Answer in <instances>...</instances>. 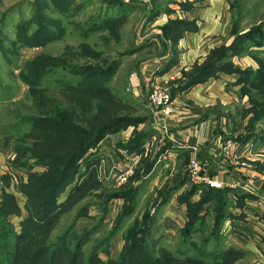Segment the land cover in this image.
<instances>
[{
	"label": "rangeland",
	"instance_id": "obj_1",
	"mask_svg": "<svg viewBox=\"0 0 264 264\" xmlns=\"http://www.w3.org/2000/svg\"><path fill=\"white\" fill-rule=\"evenodd\" d=\"M216 3L212 0H0V161L4 164L0 167V260L14 251L20 223L29 218L25 225L32 228L46 210V198L56 189L52 186L36 191L33 186L55 184L61 172L59 168L34 166L35 147L26 138L30 119L47 114L42 94L57 97L63 85L96 82L133 100L132 79L140 77L138 58L157 60L170 52L175 61L179 41L187 35L186 27L188 34L195 33L199 27L188 14L215 12ZM218 4L227 23L225 34L214 35L212 39L218 40L219 45L230 46L237 34L249 35L259 24L264 32V0H221ZM253 41L255 45H264V37L259 35ZM258 51L260 55L250 54L252 59L248 60L233 56L232 61L225 63V70L232 71V62L243 72L224 73L234 82L225 79L209 90L216 93L218 89L225 99L218 111L226 122L222 135L218 134L224 144L233 142L237 147L240 144L237 140L244 142L245 136L253 135L246 143L252 144L249 149L254 159L239 155L240 147L232 157L226 156L222 148L227 162L224 164L232 170L239 164L252 172L264 171V121L253 129L251 122L253 116L264 112L260 111L264 107V67L260 72L251 69H260L257 59L264 58V50ZM95 65L114 66L101 77L94 73L99 68H90ZM188 70L182 69L179 77L164 79L160 74L154 77L156 70L146 82L144 103L138 113L148 120L122 127L120 131L127 134L126 139L119 134L111 137L113 146L109 151L107 145L100 144L79 161L76 169L66 173L56 191V199L62 205L56 209L49 243H57L67 234L63 245L73 249L80 245L86 256L98 248L102 258L119 259L126 249L141 241L155 260L164 246L178 256H196L208 262L234 247L243 254L234 264H264V216H260L258 224L247 226H255L253 233L229 223L233 221L234 211L240 210V217L250 212L247 196L238 192L233 182H224L207 172L202 147H174L177 136H173L170 128L164 129V118L149 102V90L156 84L170 90L181 84L186 92L205 85L206 82L187 86ZM241 74L255 82L245 86L237 83ZM128 77L131 85L127 87ZM249 92L255 94V102L260 106L255 113L246 112L251 105ZM191 106L196 108L194 104ZM142 138L147 139L139 147ZM192 158L199 161L205 174L222 183L216 187L218 190H210L203 181H194L189 174ZM129 171L127 180L120 184L118 176ZM177 178L186 184L174 195L171 194L174 190L167 193ZM255 184V179L249 177L242 187L248 192L253 190L250 193L264 201ZM136 186H139L136 193L127 191ZM230 190L237 191L233 192L236 195H227ZM122 193L128 197L118 195ZM7 201L15 203L14 206ZM262 208L264 215L263 205ZM196 210L197 218H191ZM191 222L194 225L188 233Z\"/></svg>",
	"mask_w": 264,
	"mask_h": 264
},
{
	"label": "trees",
	"instance_id": "obj_2",
	"mask_svg": "<svg viewBox=\"0 0 264 264\" xmlns=\"http://www.w3.org/2000/svg\"><path fill=\"white\" fill-rule=\"evenodd\" d=\"M256 27L250 31L249 35L240 36L241 34H237L238 36H235L234 42L230 46L221 45L215 47L203 62H197L192 65L188 73H185V80L188 81L187 86L191 87L194 84L205 83L211 77L216 78L224 73H234L233 71L235 70H238L236 71L238 73L243 72L239 66L232 65V62V71L228 72L225 70V63L232 61L233 56L243 53H246L245 55L254 54L256 57L260 55L258 50H264V45H255L256 43L253 39L255 35L263 38L264 32L260 24ZM251 36H253L252 39ZM257 60L260 69L258 71L256 68L251 69L255 72H260L263 69L262 67H264V58ZM113 66L110 65L108 68H103L100 65H95L90 68H99L94 73H97L96 76L101 75L102 77L108 74ZM251 82H255V80H251L248 77L245 78L242 74L237 78V83H242L243 86L247 83L251 85ZM262 82L264 83V77ZM180 85L178 84L171 90L173 99L177 93L184 90L185 86ZM255 98V94L251 95L250 93L249 101L251 105L246 109L247 113L251 111L255 113L257 108H260L255 102ZM41 101L47 109V114L30 119L31 127L26 134V138L35 147V154L33 155V159H35L34 166L45 165L48 170L49 168H59L61 172H58V181L55 184L50 182L44 186H33L37 188L36 191H39V188L52 186L56 187V189L46 198V202H44L46 210L39 220L33 222L32 228L29 225H25L29 222V218L26 219L24 224L23 222L20 223L21 231L17 232L18 234L16 233L18 236L16 235L17 241L14 251L6 259H1L0 264H234L243 257L241 250L231 247L224 251L221 257L217 255L208 262L196 256H178L174 250L163 246L160 249L158 260H155L142 242L139 241L126 249L119 259H104L99 255L98 248H94L86 256L81 251L80 245L75 249L66 244L63 245V241L68 236L67 234L62 236L57 243H49L50 235L56 222V209H58V205H62V203H58L56 191L59 190L60 183L64 180L66 173L73 168L76 169L79 161L88 152L96 150L109 134L120 131L124 126L138 125L146 118L138 114L140 108L136 104L126 100L111 88L102 87L101 84L96 82L91 83V85L89 82L86 84L71 83L63 85L59 89L57 97H48L46 94H42ZM263 110L264 107L260 108V111ZM261 121H264V112L253 116L251 119V122H253L252 129ZM252 136L250 134L245 136L244 142H242L243 140L237 141L240 144H245L250 140L248 138H252ZM144 139L146 140L147 138L140 139L141 142L137 146L141 147L140 145L145 141ZM38 179H45V177L38 176ZM185 184V180L177 178L173 184L174 186L168 188L167 193L174 190L171 193L174 195ZM205 186H208L210 190H218L216 187ZM137 190H139V186L127 191H135L136 193ZM233 192L235 193L236 191L230 190L227 195L231 196ZM118 195L128 197L125 193ZM243 195L246 197L252 194L248 192V194L243 193ZM9 202L13 207L15 203L7 201L8 204ZM224 203L226 204L227 201L224 200ZM197 211L192 214L191 218H197ZM222 212L223 214L225 213L224 211ZM8 218H11L10 214H8ZM190 225L188 226V233L191 232L189 227L192 228L194 223L191 222Z\"/></svg>",
	"mask_w": 264,
	"mask_h": 264
},
{
	"label": "crops",
	"instance_id": "obj_3",
	"mask_svg": "<svg viewBox=\"0 0 264 264\" xmlns=\"http://www.w3.org/2000/svg\"><path fill=\"white\" fill-rule=\"evenodd\" d=\"M220 1L221 0H212L213 4L217 2V11L215 12L203 11L198 13L192 12L188 14L191 19L197 21L199 27L197 31L192 34H188V29L186 27L185 31L187 32V35H185L179 41L176 49V52L178 54L175 58V61H172V53L170 52L157 60L149 58L144 59L143 61L141 60L142 58H138L139 62H137V66H139L138 68L140 77L136 76V78L132 79L133 82L131 88H133L130 91H132L131 98L133 100L129 101L136 104L139 108L141 107L140 105L144 103L143 101L146 82L150 80V78L155 74L156 70L157 72L154 77L158 76L159 74V77L162 79L172 77L173 75L179 77L181 75L182 69L185 68V70H188L195 63L203 62L215 47L221 46L219 45V43H217L218 40H212L214 38V35H224L225 27L227 26V23H224V16H222L221 10L217 7ZM211 41H213L214 43H210ZM235 56V59L243 57H245V60L252 59L250 55H244L241 57H239V55ZM227 77L228 78H226L225 74H221L219 77H214L215 79L206 81L205 85H203L198 90L195 89L192 92H186L187 90L185 91L184 89L183 92L180 91L179 93H177L173 99L174 109L172 115L168 118H164L163 120L165 125L164 129L167 130L170 128L173 136L174 134L175 136H177V138L174 139V147L176 148L186 147V145H199V147H202L203 151H201V155L204 156L202 157L203 163L208 169L207 172L214 175L215 178L224 182H233V186L238 192L248 194V191H246L242 187V185L245 184V180L247 181L249 177H252V179L254 178L256 181L254 187L256 186L257 190H260V193L258 194L264 197V171L252 172L247 170V167L241 166L239 164L234 167V170H232L228 168L226 164H224L227 162L224 160V157L222 155L224 140L222 139V133L220 132L224 128V124L226 122H224L222 112L218 111L220 109V105H223L221 103L225 102V99L223 95L221 96V94H219L218 89L216 93L209 92V90L211 89L213 84H217L219 81H222L223 83L225 79L234 82V79L229 78L231 76ZM126 81L127 87L131 85V83L129 82V77L126 79ZM141 83H143V85H141ZM221 91L223 92V89H221ZM202 94H205L206 96ZM182 99H188L189 102L188 100L184 102L182 101ZM196 101H198V103ZM187 103H189L190 106L194 104L196 108L192 106L189 108V104ZM210 105L212 106L210 107ZM203 108L206 109L203 110ZM145 120L148 119L146 118ZM146 125L147 123L145 124V126ZM155 129L157 128L155 127ZM118 134L121 135L122 139H126L127 137V134L123 135L121 131L118 133L109 134L101 143L102 145H107V151H109V147L113 146L110 144L111 137L113 138ZM216 136L217 138L214 139ZM251 145V143L238 144L237 147H240L242 149L240 151L241 154L239 155H244V157L247 158H253L251 156H254V154H252L249 149ZM237 147L234 152L238 153ZM248 151L250 152L249 155L247 153ZM262 151L264 152V150ZM169 152L170 150L168 151V154L170 155ZM3 165V162L0 161V167ZM231 195L235 196L236 194L233 193ZM245 200L248 204L247 208L250 210V212H247L246 215L240 217V210L234 211V217L232 218L233 221L229 220V223L234 222V224H238L246 232L253 233L255 231V226L253 228H248L247 226H249L250 224H255V222L258 224V219L260 218V216H264L262 214L263 211H261V209H263L262 205L264 206L262 202L264 201L256 195H248ZM259 212H261L260 215H258ZM244 220L248 221L249 223L246 224Z\"/></svg>",
	"mask_w": 264,
	"mask_h": 264
},
{
	"label": "built area",
	"instance_id": "obj_4",
	"mask_svg": "<svg viewBox=\"0 0 264 264\" xmlns=\"http://www.w3.org/2000/svg\"><path fill=\"white\" fill-rule=\"evenodd\" d=\"M149 102L163 118H168L172 115L174 109V100L171 90L168 87L159 84L154 85L149 92ZM235 150L236 147H234L233 142L224 144L223 151L226 152V156H234V154H236V152H234ZM129 173L130 171L121 173L118 176V182L120 184L124 183L127 180ZM189 174L191 177H193L196 183L203 181L212 187L222 186L221 182L214 180L215 178L213 177L210 178L209 175L203 172L202 166L196 158H192L190 161ZM250 192L254 193L253 190H250Z\"/></svg>",
	"mask_w": 264,
	"mask_h": 264
}]
</instances>
